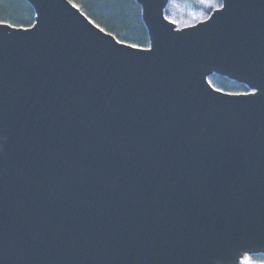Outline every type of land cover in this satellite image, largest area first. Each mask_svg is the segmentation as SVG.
Wrapping results in <instances>:
<instances>
[{"label": "water", "instance_id": "95a60500", "mask_svg": "<svg viewBox=\"0 0 264 264\" xmlns=\"http://www.w3.org/2000/svg\"><path fill=\"white\" fill-rule=\"evenodd\" d=\"M26 1L33 27L0 23V264L264 254V0L184 29L169 0H138L150 48L69 0Z\"/></svg>", "mask_w": 264, "mask_h": 264}, {"label": "trees", "instance_id": "16d2710c", "mask_svg": "<svg viewBox=\"0 0 264 264\" xmlns=\"http://www.w3.org/2000/svg\"><path fill=\"white\" fill-rule=\"evenodd\" d=\"M69 1L118 41L139 48H150V36L138 0ZM222 7L223 0H206L204 3L201 0H169L164 13L178 29H184L208 20ZM0 23L16 28H31L36 23V13L26 0H0ZM208 79L215 89L225 93H251L247 85L225 76L213 74ZM244 264H264V254L250 255Z\"/></svg>", "mask_w": 264, "mask_h": 264}, {"label": "rangeland", "instance_id": "374dc122", "mask_svg": "<svg viewBox=\"0 0 264 264\" xmlns=\"http://www.w3.org/2000/svg\"><path fill=\"white\" fill-rule=\"evenodd\" d=\"M249 94L258 95V94H260V92L258 90H256V89H251V93H249ZM248 258H249V255L245 254L243 256V258L241 259L240 264L246 263L248 261Z\"/></svg>", "mask_w": 264, "mask_h": 264}, {"label": "snow or ice", "instance_id": "6c2138e0", "mask_svg": "<svg viewBox=\"0 0 264 264\" xmlns=\"http://www.w3.org/2000/svg\"><path fill=\"white\" fill-rule=\"evenodd\" d=\"M204 2H206V0H201V3H204ZM134 47H135V45H133Z\"/></svg>", "mask_w": 264, "mask_h": 264}]
</instances>
